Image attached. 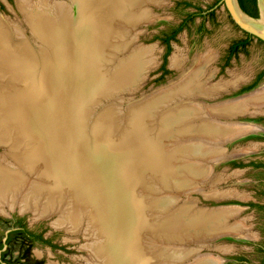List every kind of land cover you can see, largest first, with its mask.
<instances>
[{
  "label": "bare ground",
  "instance_id": "6f19581e",
  "mask_svg": "<svg viewBox=\"0 0 264 264\" xmlns=\"http://www.w3.org/2000/svg\"><path fill=\"white\" fill-rule=\"evenodd\" d=\"M127 3L131 5L132 0H71L61 5L38 0L40 7L28 11L39 46L0 17V77L8 80L9 69V80L13 81L10 87L4 83L0 93V144L9 151L0 156V213H8L6 208L33 211L37 217L60 212L56 224L69 231L81 227L93 236L96 253L110 254L108 264H179L189 257V251L156 247L162 239L183 237V210H165L177 202L169 192L181 189L187 176L207 173V169H195L182 161L195 154L225 151L221 146L207 147L215 137H230L246 132V128L254 130L239 125L225 127L206 115L219 119L246 113L250 107L262 111L264 88L239 102L215 106L214 111L204 108L206 104L197 99L171 110L182 96L212 94L224 86L219 83L209 88L204 84L209 60L191 71L186 70L185 59L175 54L172 64L185 71L176 85L131 107V114L128 112L124 119L113 103L98 112L95 108L101 98L115 95L119 90L115 87L120 84H135L146 68L139 62L150 61L149 50L138 48L110 66L121 48L119 39L138 14L128 9ZM4 106L10 108L6 123L1 117ZM148 122L159 124L153 129L159 130L157 136L150 133ZM115 154L125 156H109ZM90 167L103 174L108 183L118 185L122 193L124 185L126 205L115 187H109L111 200L104 190L99 192L100 177ZM34 172L43 176L42 182L29 177ZM97 195L107 205L105 219L91 204ZM165 196L171 199L166 201ZM144 198L153 201L148 208L161 217L159 223L151 222L147 207L143 208ZM236 211L231 207L219 213L206 211V215L202 210L195 211L188 216L193 223L191 232L215 226L216 220L222 221ZM241 227L236 222L224 229L240 233ZM115 228L120 229L117 236ZM116 237L120 239L114 249ZM215 262L209 260V264Z\"/></svg>",
  "mask_w": 264,
  "mask_h": 264
},
{
  "label": "rangeland",
  "instance_id": "374dc122",
  "mask_svg": "<svg viewBox=\"0 0 264 264\" xmlns=\"http://www.w3.org/2000/svg\"><path fill=\"white\" fill-rule=\"evenodd\" d=\"M37 1L38 0H25V2L24 0H0V17L6 21L9 27L20 31L22 36L33 42L35 46H39L40 42H38L39 40L33 31L28 10L31 8L38 9L40 6L36 4ZM49 1L51 5H61L63 2L71 3V0ZM159 1V3H145L142 11H145L147 14L146 18L139 22L137 21V23L133 24L131 27L129 25L127 26V28L130 27L131 29V33L129 34L130 37L128 36L127 40L131 41L128 42L124 35L119 39L123 47L116 52L114 60L110 63V66H114L136 48H146L149 50L148 57L153 60V66L147 71L144 78H141L142 76L140 75L139 78L135 80L137 84L133 87L130 85L129 87L124 86L120 91L115 92V95L109 98H107L108 96L101 98V101L98 103L99 105L97 104L95 108L98 112L102 111L104 108L107 109L108 105L113 103L119 110L116 111V113H121L124 119L132 106L160 92L167 91L168 88L176 85L181 78H183L182 76L185 71L172 64V57L175 54L185 59L186 69L193 66L192 64L198 62L197 60H200V58L204 59L207 57L208 59V55L210 54V59L212 60L213 58L211 64L212 71L219 70L218 72L216 71V75L211 71L210 73L207 72V75L203 77V79L207 80L206 83L211 88L219 83L224 84L229 81L230 83L236 82L238 80L237 76L241 74L242 76L245 75V78H250L258 71V68L264 66V44L258 43L257 40H254L253 43L249 45L248 52L243 53L239 59H233L229 66H223L227 46L233 39L242 36L243 31L238 27L232 15L221 2L222 0ZM212 9H215L214 15L209 13ZM192 12H198L199 14L203 12L204 15H198L188 20L184 29L171 41V47L168 51V45L163 39L170 35L175 28L179 27L183 21L188 19V15ZM126 32L127 29L125 28L123 33ZM62 71L63 69L57 71L55 74H61ZM212 74L213 76H211ZM208 76H210L211 79H209ZM224 80L227 82H222ZM225 86L227 87V85ZM260 87L264 88V79L261 81ZM260 87L258 88L257 85V88L252 91V93L254 94L256 90V92H258V89L261 90ZM219 92L220 91L216 93L213 92L212 94L210 93L207 97L201 96L197 100L203 101L204 105L206 104L208 107L220 106L223 103H230L234 100V97L231 95L232 93L228 94L229 92H224L218 95ZM248 96L250 97L251 95ZM182 99L183 101L185 100L184 102L189 100L188 97L182 96L181 99L174 102V106L187 104L184 102L181 103ZM194 101L195 100H192V102ZM209 116L210 117L206 115V118L213 122L219 121L218 123L220 124L224 123L222 125L225 127L229 125H239L259 131L260 128H258V126L250 123L242 124V122L253 121L264 125V104L262 111L250 107L248 112L228 119H218V117H212V114ZM196 122H200V119L199 121L197 119ZM125 126L128 127L129 125L126 124ZM158 126L159 124L157 125L155 122H148L149 131L153 135H158L159 130L157 131V129H155V131H153V129ZM246 130L248 131L247 128ZM261 133H264V130L261 131ZM254 135L256 134L253 133L238 138L232 143H229L227 147L221 146V148L223 147L225 150L222 153L223 155H225L224 153L228 155L231 153L248 152L249 154L245 157L234 158L233 160L216 166L210 160L211 158L205 161L195 158V161L205 169L208 168L204 177L199 181H195L197 189L193 191L185 189L182 192L171 189L169 192L170 195L177 198V202L166 208V211L171 212L173 207H175V209H182L191 205L195 209H217L224 206L231 207L235 208L237 211L228 217L227 220H229V224L239 222V224L242 225L239 234L242 238L240 239L225 237L215 242H210L207 236H193L191 238L183 236L181 240L172 238V240L162 239V241H158L159 246L156 245L158 249L160 247H165L167 249L172 248L178 251H189V254L191 253L189 257H186V263L182 261L181 263L179 262V264H189L190 262V264H197L203 260L207 261V264H209V260L211 259L216 260L215 264H264V139H258ZM212 140L218 141V138H213ZM213 141H211V143ZM211 143L208 141V146H216ZM5 147L6 146L0 147V156H4V154L9 152L8 148ZM172 147L170 148L172 149ZM124 154L109 156L122 157L125 156ZM184 160H186V158ZM234 161L242 164V166L234 165ZM187 162L188 161H184L183 163ZM90 169L100 177L99 192H103L102 190H104L106 194H103L111 200V193H109L111 191L109 187H115L116 190L122 194L123 204L124 198L126 197L124 185L122 186V193L119 191L118 185H113L110 182L108 183L103 174L95 171L93 167H90ZM29 177L38 182H42L41 180H43L41 178L42 176L35 172L30 174ZM197 179L198 178H195V180ZM185 181H188V176L185 178ZM151 182L152 179L149 183ZM218 193L219 195L221 193L225 195L219 196ZM139 197L143 199V194L140 193ZM94 198L95 199L92 198L91 204L98 210L100 217L105 219L107 217V215H105L107 213V205L103 203V197L97 195V197L94 196ZM151 198H144L143 208L147 207L146 211L148 209L147 213L152 223H159L161 217H158V214L153 213V210L148 208L151 202H153ZM97 199L99 200L98 203L96 202L98 201ZM165 199L168 201L171 197L165 196ZM6 209L8 213H0V242L6 241L8 233L18 227V221L20 219H22L30 229L42 233L44 239L50 241L49 243L37 242L31 248L30 258L34 261H39L38 264H108L107 260L110 254L108 253L100 256L96 253V250L93 249V244L95 242L93 236L86 234L81 227L77 231H69L65 226L56 224L57 220L60 218V212L52 213V215L48 217H37L33 211L21 212L19 209ZM108 210L111 211V208ZM182 215H184V211ZM119 232L120 229H114L116 236L119 235ZM103 237L105 236H102V240ZM97 239L101 241L100 236H97ZM119 239L120 238L116 237L112 248H118L117 244L119 245ZM11 245L12 250L10 255L12 259L20 255L22 258L25 257L24 253L28 251L26 245H23L21 241L17 240H14ZM240 257L244 260H239ZM26 261L27 259H22V261L16 264H28ZM33 264L35 263L33 262Z\"/></svg>",
  "mask_w": 264,
  "mask_h": 264
},
{
  "label": "water",
  "instance_id": "95a60500",
  "mask_svg": "<svg viewBox=\"0 0 264 264\" xmlns=\"http://www.w3.org/2000/svg\"><path fill=\"white\" fill-rule=\"evenodd\" d=\"M148 2L159 3L160 1L159 0H132L131 5H129V3H127L128 9H131V10H134V11H138L137 12L138 14L136 15V17L134 18L133 22L131 23L132 25L130 24V27L133 26V24L135 22H137V21L139 22L142 19H145L146 18V15L147 14L145 13V11H142V10H143V7L145 6V3H148ZM221 2L225 5V7L227 8V10L229 11V13L232 15L233 19L235 20V22L243 30L247 31L248 33L253 34L258 39H262L264 41V0H257V5H258V9H259V15H258V17L252 16L248 12H246L243 9V7H242V5L240 3V0H222ZM130 27H129V30L126 33H123V35L125 36L126 40H127V37L129 36V34L131 33ZM32 28H33V31H34V26H32ZM129 41H131V40H129ZM122 45L123 44L120 43L119 47L122 48L123 47ZM136 49H138V48H136ZM135 50H133V51H135ZM133 51H132V53H133ZM130 54L126 58H128L130 56ZM97 57H99V55H97ZM152 64H153V62H152L151 59H150V61L148 60V61H144V62L143 61L142 62H139L138 65H146V68H143L144 70L141 72V76H142L141 78H144L145 77L144 75L153 66ZM1 71H2V68H1ZM6 73L8 74V76H6V78L9 77L8 78V80H9L10 79V74H11V72L9 71V69H6ZM0 76H1V73H0ZM1 77H3V76H1ZM1 77H0V93H1L2 86H4L3 85L4 83H7L8 84L7 87H10L11 86L10 83L13 82L12 80H9L8 81L7 79L1 78ZM18 79H19V77H18ZM18 82H19V80L17 81V83ZM134 83L135 84H130V86H134V85L137 84L136 82H134ZM124 86H127V84L126 85L120 84V86L118 85L115 88L116 89L119 88L118 91H120L122 89V87H124ZM188 99L189 100H187V102H184V103L190 104L192 102V99H194V96H191L190 98L188 97ZM176 107L177 106H172L171 107L172 108L171 110H175ZM9 110H10V108L7 107V106H4L2 108V116L1 117L2 118L5 117L4 118L5 119V123L8 122L6 120V118L9 117ZM221 118L222 119H228V118H231V117L224 116V117H221ZM242 123H251V124H253L255 126H258V128H260L261 131L264 130V125H262L260 123H256V122H253V121H245V122H242ZM3 129H4V127H3ZM259 131H257V130H250V131L242 132V133H239V134L230 136V137H215V138H218V141L215 140L214 143H211V141H210V143L211 144H215L216 146L227 147V145L229 143H232L234 140H236L238 138H241V137H244V136H247L249 134H253V133L258 134ZM206 145L208 147V144H206ZM4 146H6V145H4L3 143H2V145L0 144V147H4ZM222 153H215L214 152V153H211L210 154V152H209L207 154L204 153V155L202 153L200 155L195 154L193 158L192 157L189 158L190 161H189L188 157H186V159L188 160V162L185 163V164L188 165V166H190V167L195 166V169L206 170L202 165H200L197 161H195V158L196 159H202L203 161L209 160L211 158L210 160L216 166V165L222 164L224 162H228L230 160H233L234 158L245 157L246 155L249 154L248 152H242V153H237V154H232L231 153V154H228V155H223ZM207 170H208V168H207ZM205 173H206V171L205 172L203 171L200 176H195V175H193V177L189 176L188 177V181H185V185L183 186V188H181V189L175 188L174 190H176L177 192H182L185 189L188 190V191H193L194 189H197L196 188L195 181H199L201 178H203L204 175H205ZM40 176H42V175H40ZM195 178H198V179L195 180ZM188 184H192V185L188 186ZM222 195L224 196L225 194H222ZM222 195H219V196H222ZM224 209H225V207H221V208H217V209H208V208L195 209L192 205L189 206V207H186V208H182L181 210L184 211V215H183V231H181V232H183V236H185L187 238H191L193 236H204V237L207 236L210 242H215V241H217V240H219L221 238H225V237H234V238H237V239L242 238L239 235L240 233H235L233 231H228V230H225L224 229V228H226V225H228V223H229L228 220H227L228 217H226V219L224 218L225 220L223 219L222 220L223 222L220 221V220H216L215 226H212V224H211L210 225L211 227L210 226H206V227H202V229L200 228V231H198L196 233L195 232H191V231L194 230L193 228L191 229V225L193 223L188 220V219H190V217H188V216H193V213H195V211L202 210L203 213H205V215H206L207 214L206 211H208V213L212 214V213H219V212L223 211ZM170 231H173V229H170ZM177 239L179 240L180 238H177Z\"/></svg>",
  "mask_w": 264,
  "mask_h": 264
},
{
  "label": "flooded vegetation",
  "instance_id": "af4514ba",
  "mask_svg": "<svg viewBox=\"0 0 264 264\" xmlns=\"http://www.w3.org/2000/svg\"><path fill=\"white\" fill-rule=\"evenodd\" d=\"M202 10V9H200ZM212 11H214V14H215V9H212ZM212 11H209V13L211 14ZM200 15H204L203 12L200 14ZM213 15V14H212ZM238 25V24H237ZM238 27H240L238 25ZM241 28V27H240ZM241 30L243 31V35L240 36V37H237L235 39L232 40V42L227 46L226 48V53L224 55V63H223V66H229L231 63H232V60L233 59H239L240 56L243 54V53H246L248 52V49H249V45L253 43L254 40H257L258 43H262L264 44V41L262 39H258L256 36H254L253 34L251 33H248L247 31L243 30L241 28ZM182 31V30H181ZM180 31V32H181ZM179 32V33H180ZM178 33V34H179ZM177 34V35H178ZM176 35V36H177ZM173 40V39H172ZM171 40V41H172ZM170 47H171V42H170ZM168 51H169V46H168ZM210 54L208 55V59L207 57H205L204 59L203 58H200L202 60V62L204 63L206 60L208 61L209 60V67H208V70L210 68L209 71H207L208 73H210L212 71V60L210 59ZM211 61V62H210ZM200 60L196 63H193L190 67V70L191 69H194L197 65L201 64L202 63ZM185 64V62H184ZM165 65V64H164ZM193 67V68H192ZM186 68V67H185ZM189 69V68H188ZM186 69V70H188ZM184 70V69H182ZM215 71V70H214ZM212 71V73L214 75H216V73L219 71ZM185 74V73H184ZM183 74V75H184ZM213 74L211 76H213ZM207 75V74H206ZM209 79H211L210 76H208ZM238 80L236 82H233L232 84L231 83H224V86L221 87V88H217L216 92L217 91H220L218 95H221L223 94L224 92L225 93H232V97H234V102H239L241 100H244L246 96L248 95H253L252 91H254L256 88H257V85H258V88L261 86V81L264 79V66L258 68V71L255 72V74H253L250 78H245V75L242 76L239 75L237 76ZM204 81V84L206 83V79L203 80ZM222 82H227L226 80L222 81ZM219 83V82H218ZM207 87L208 84H205ZM227 85V87L225 86ZM226 87V88H225ZM211 88V87H209ZM233 88V89H232ZM221 89V90H220ZM262 89V88H261ZM235 92V93H233ZM249 93H252V94H249ZM210 95V92L208 94H203V95H193L195 98L194 99H199L201 96H204V97H207ZM249 97V96H248ZM247 97V98H248ZM230 102V103H232ZM228 103H223L222 105L220 106H224V105H227ZM207 108L208 110V107L205 105L204 108ZM210 111H214L213 109H215V107H210L209 108ZM249 111V110H247ZM227 114L229 113H233V112H226ZM240 113V114H239ZM244 113V112H243ZM241 112H238V113H233L234 116L236 115H241L243 114ZM234 116H231V117H234ZM254 136H258V139H262V138H259V137H264V133H261V130L258 132V134L254 135ZM38 235H42V239L43 240H40L37 238ZM14 240H17V241H21V243H23V245H26L27 246V253L25 252L24 255L25 257L22 258L21 255L19 257H15V259H12L11 255H10V252L12 250L11 248V243L14 241ZM45 241H49V240H46L44 239V236L42 233H38L37 231L33 230V229H30L27 224L25 222H23L22 219H20L18 221V227L11 230L9 233H8V237L6 239L5 242H0V261L3 263V264H8L6 260H11V261H16V262H20L22 261V259H27V263L28 264H33V262L35 264H38L39 261H34L33 259L30 258V251H31V248L37 243V242H44ZM50 242V241H49ZM49 242H46V243H49ZM21 251V250H20ZM21 254V252H20Z\"/></svg>",
  "mask_w": 264,
  "mask_h": 264
},
{
  "label": "trees",
  "instance_id": "16d2710c",
  "mask_svg": "<svg viewBox=\"0 0 264 264\" xmlns=\"http://www.w3.org/2000/svg\"><path fill=\"white\" fill-rule=\"evenodd\" d=\"M240 3H241L243 9L246 12H248L252 16L258 17V15H259V9H258V5H257V0H240ZM200 14L198 12H192V13H190L188 15V19H186L185 21H183L179 25V27L175 28L170 35H168L167 37H165L163 39L164 42L169 46V50H170V42H171V40L174 39L176 37V35L181 30L184 29V27L187 24V21L193 19L194 17H196V16H198ZM211 14L214 15V11H212ZM255 137L258 138V136H255ZM259 138L264 139V137H259ZM233 164L236 165V166H242V164L237 163L236 161H234ZM37 238L40 239V240H43L42 239V235H38ZM45 242H49V241H45ZM239 260H244V259H242V257H240ZM6 261H7L8 264H16L17 263L16 261H11V260H6ZM0 264H3V263L0 261Z\"/></svg>",
  "mask_w": 264,
  "mask_h": 264
}]
</instances>
